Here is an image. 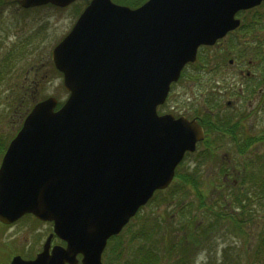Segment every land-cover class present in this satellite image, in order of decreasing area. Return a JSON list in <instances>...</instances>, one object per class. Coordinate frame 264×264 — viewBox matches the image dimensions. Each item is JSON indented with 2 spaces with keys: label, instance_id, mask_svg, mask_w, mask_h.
<instances>
[{
  "label": "water",
  "instance_id": "1",
  "mask_svg": "<svg viewBox=\"0 0 264 264\" xmlns=\"http://www.w3.org/2000/svg\"><path fill=\"white\" fill-rule=\"evenodd\" d=\"M75 0H18L23 8ZM264 0H147L137 8L89 0L52 49L67 100L35 103L0 163V222L25 214L53 222L33 259L9 264H101L153 192L166 188L186 151L204 134L195 120L158 115L170 84L240 24L235 14ZM66 241L54 245L53 235Z\"/></svg>",
  "mask_w": 264,
  "mask_h": 264
},
{
  "label": "rangeland",
  "instance_id": "2",
  "mask_svg": "<svg viewBox=\"0 0 264 264\" xmlns=\"http://www.w3.org/2000/svg\"><path fill=\"white\" fill-rule=\"evenodd\" d=\"M83 7L82 0L65 8L47 5L24 10L17 5V0H4L0 5V161L6 144L18 130L25 113L34 102L48 96L55 97L59 104L66 99L68 93L63 88L62 76L52 66L50 52L70 30ZM254 15L259 17L260 21H256L257 23H264V7L242 13L243 25L240 29L232 33L233 35L225 41L205 49L208 52L205 55V61L208 64L220 63L216 72L204 69L196 74L195 80L184 77L185 81L175 85L166 102L158 108L160 114L181 112L190 114L192 109H198L203 102V94L207 93L208 86L205 80L211 78L210 85L214 89L219 85L227 89L228 94L223 99L234 102L232 112L238 116L242 115L244 131L250 132L251 128L260 129L264 126V100L260 98L258 107L248 112L247 107H250V103L257 105V100H254L256 96L250 99L245 97L235 99V95H232L240 84L238 70L244 68L253 73V81L250 84H256L254 91H262L264 97V46L263 43H259L254 52L252 39L248 37L251 31L254 34L259 30L253 20ZM259 32L264 34V25ZM230 59H233L234 66L229 65ZM249 60L255 62L253 67L247 64ZM205 61L200 63V66ZM212 139L211 136L210 140ZM251 149L253 150L254 147L252 146ZM227 150L229 148L200 145L197 153L187 155L183 159L180 171L190 170L195 165H199V187L207 195L216 196L217 191L225 194L226 190L221 191L218 187L221 180L216 175V171L221 163L220 156ZM259 151L264 153V143L259 147ZM204 154L206 158L200 160L199 157ZM169 192H171L170 188L156 194L108 246L115 249L123 245V240L127 242L132 233H140L138 240L133 241L128 247L126 245L125 256L130 257L132 254L130 251L140 243L145 246L150 244L151 239L154 240L155 235L150 239L149 237L145 239L143 235L145 231L146 233L151 231L154 222H158L161 226L157 232L158 241L160 243L167 241L170 238V228L173 227V233H176L175 226L180 224L182 219L178 218L177 214L171 218L169 214L176 211L175 203L183 201V197L175 195L174 204L170 205L168 199L171 197L167 200L165 197ZM184 199L193 202L192 192L189 191V196ZM229 199L225 197L223 202ZM240 202L243 203L242 200ZM251 204H257L255 198L251 197ZM232 205L234 207L232 217L238 225L245 228L239 231L234 227L233 221L228 223L227 220H218L215 214L210 217L206 215L207 221H211V228L207 230L208 240L194 252L191 264H250L251 250L257 243L260 230L261 214L257 208L251 206L244 211L238 210L233 198ZM215 210L218 211L219 207ZM225 211L227 212V209ZM191 212L193 213L190 219L193 218L194 224L201 214L199 210L192 209ZM51 229L50 222H40L32 216L23 217L8 226L0 223V264H8L11 257L17 254L25 259L34 257L41 250ZM109 252L110 258H113L109 260V253L105 250L104 262L123 264L124 259L118 260L115 254H112L114 251L109 250ZM160 255L158 264H173L175 256L171 257L167 253H160Z\"/></svg>",
  "mask_w": 264,
  "mask_h": 264
},
{
  "label": "trees",
  "instance_id": "3",
  "mask_svg": "<svg viewBox=\"0 0 264 264\" xmlns=\"http://www.w3.org/2000/svg\"><path fill=\"white\" fill-rule=\"evenodd\" d=\"M4 0H0V4ZM116 3L128 5L130 7H137L140 4H142L145 0H113ZM256 11V10H254ZM258 15L253 16V20L258 21L259 17ZM252 17L250 18V20ZM245 26V25H244ZM233 34H231L232 36ZM252 38V46L254 48L259 45V43H263L264 39L262 40V37L256 34L248 35V37ZM263 41V42H262ZM264 44V43H263ZM201 60V59H200ZM249 66L253 67L249 63H247ZM194 67H197L196 65H192ZM247 77H242L240 81L246 82ZM250 79V78H248ZM247 79V80H248ZM218 97V95H216ZM213 95H209L207 104L208 106L205 107L208 108L207 111H205V117L204 118V125L207 129L215 130L218 129V125L216 122L212 123L209 122L210 118L213 117L216 112V106L220 104V101L215 98L212 99ZM204 110V109H203ZM194 115H192L193 117ZM200 116V115H199ZM217 117V115H216ZM215 117V119H216ZM223 121L220 122V126H222ZM235 125L239 126V129L237 131H240V122L239 119L235 122ZM231 140L237 141L240 140L238 138V132H234L232 129L229 131ZM246 140H254V137L246 136ZM255 139H264V130L255 137ZM206 143V140L203 142V144ZM208 147V146H207ZM247 150L246 147L240 145V144H234V149L230 151L231 157L229 160H226L223 164H220V168L218 173L221 175H225V177L220 176V180L222 182L221 189L226 190V193H228L235 201H236V208L239 209V207L244 203H241V198L251 199L255 198L257 201V205L260 208V213L263 216L264 220V160L260 161L259 166L251 165L253 164L250 162V172L249 174H246L245 169L241 170L242 166H245V160L243 158V154ZM209 152V151H208ZM206 154V153H205ZM204 155H201L199 158L202 160L203 158H206ZM200 153L198 154V156ZM234 155H237L238 157H234ZM197 156V157H198ZM257 159H263L261 156H257ZM235 169V170H234ZM238 170V171H237ZM180 171V170H179ZM177 171L176 175V181L171 186L170 191L167 195H165L166 200L168 198V202H170V205L174 204V196L180 195L183 197V201H179L175 203L176 211L174 213L169 214L171 218H174L176 214L178 215V218H182L180 220V224L176 225V233H173L174 228H170L169 236L170 238L167 239V241L160 243L158 241V234L157 232L161 229V226L158 222H154L151 226V231L146 233L144 232L145 239H149L155 235L156 237L152 241V239L149 241V245H143L139 244L134 250H131L132 252L130 257H126V245L127 247L135 240H138L140 237V233H132L130 236V239L125 242L123 240V245L116 248L117 251L114 249L111 251L112 254H115L116 258L118 260L124 259L123 264H158V260L160 259V253H167L168 255L175 256L173 258V264H191L192 256L194 252L199 249L201 246L205 244V242L208 240V234L207 230L211 228V221H207V217H210L212 214H215L216 218L218 220H224L226 219L229 223L233 221L234 227L237 230H243V227L238 225L235 221V219L232 217V198L227 202H223V198L227 196L222 195L218 192L216 195V198H213L212 196H207V194L199 187L198 181L200 180V166L195 165L192 169L187 170H181L180 172ZM230 176H232L233 179L239 180L241 179V182L238 183L236 187H230ZM225 178V179H224ZM231 178V179H232ZM248 178V180H247ZM243 181H247L248 185L244 187ZM218 186V185H217ZM215 186V187H217ZM220 187V185L218 186ZM236 190V191H234ZM189 191L192 192V196L194 197V201L190 202L187 199L184 198L189 196ZM215 204H214V201ZM243 201V200H242ZM219 207V210L216 211L215 208ZM247 208V207H246ZM244 208L243 211L246 209ZM192 209L199 210L201 217L195 220L193 224V218L190 219L192 216ZM227 209V212L225 211ZM237 213V212H236ZM207 215V217H206ZM238 215V214H237ZM206 220V221H205ZM255 247L252 249L250 254V264H264V222L260 227L258 239ZM129 242V243H128ZM119 243V242H117ZM134 253H136L134 255ZM141 257V259H140ZM109 260L110 258V252H109ZM105 264H108L105 262ZM118 264V263H117ZM224 264V263H222Z\"/></svg>",
  "mask_w": 264,
  "mask_h": 264
},
{
  "label": "flooded vegetation",
  "instance_id": "4",
  "mask_svg": "<svg viewBox=\"0 0 264 264\" xmlns=\"http://www.w3.org/2000/svg\"><path fill=\"white\" fill-rule=\"evenodd\" d=\"M86 3H87V0H85V5H86ZM257 7H259L260 9L262 8V7H264V2L263 3H261L259 6H257ZM254 8H256V7H254ZM253 9V8H252ZM264 24H260V25H258L257 27H262ZM220 65V64H219ZM221 65H223V64H221ZM229 65H232V66H234V64H230L229 63ZM218 67L219 66H216V69H218ZM238 74L239 75H241V76H243V77H248V78H250V76L251 75H253V74H251L249 71H245V72H243V71H241V70H238ZM223 93L224 94H227L228 93V91H227V89H224L223 88ZM259 92H261V91H259ZM260 95H261V93H260ZM260 99V96L258 97V98H254V100H259ZM256 101V102H257ZM250 107L251 108H253L254 107V105H250ZM193 110V109H192ZM193 111H195V110H193ZM202 115L204 114L203 112H200ZM192 114H194V116L192 117V118H196V119H198L200 122H201V124L203 125V126H205L204 125V118L205 117H202L201 115L199 116V114H196V113H194V112H192ZM216 115H217V113L215 112V114H214V116L213 117H209L210 118V120H209V122H211V120H212V123H214V122H216V124L218 125V129H215V130H213V133H217V132H221L222 134L219 136L220 138H223V137H228L229 139H220V140H217L216 142H215V146H223V145H225L224 147H226V148H232V146H234V144H240V145H242V146H244V147H246L247 148V150H245V152H244V154H243V158H244V160L246 161L245 162V166H243L242 167V170H244L245 169V172H246V174H249V172H250V170H251V168H250V154H249V151L251 150V148H250V146H253V145H256L255 147H254V149H259V147L260 146H262V144L264 143V141H262L261 139H254V140H246L245 138H244V135L243 136H241V138H240V140H237L236 142L235 141H233V140H231V136H230V134L231 133H229V131L232 129L234 132L236 131V130H238L239 129V127L238 126H235L234 125V121H233V119H232V117L231 116H228V115H226V114H222L221 116H218L217 115V117H216ZM208 117V116H207ZM215 117H216V119H215ZM204 121V122H203ZM221 121H223V124H222V126H220V122ZM206 123V122H205ZM253 135L255 134V133H252ZM225 155H229V156H231L230 155V151H228L227 153H224ZM228 160V157L226 156V157H223V160H224V162H226V159ZM226 175H228L227 173H225V175H224V177L226 176ZM78 257H79V255H78Z\"/></svg>",
  "mask_w": 264,
  "mask_h": 264
}]
</instances>
